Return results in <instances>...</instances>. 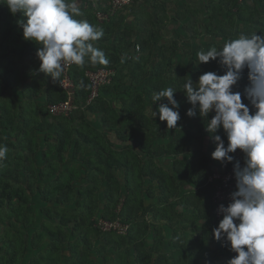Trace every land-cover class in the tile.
I'll use <instances>...</instances> for the list:
<instances>
[{
  "label": "trees",
  "instance_id": "trees-1",
  "mask_svg": "<svg viewBox=\"0 0 264 264\" xmlns=\"http://www.w3.org/2000/svg\"><path fill=\"white\" fill-rule=\"evenodd\" d=\"M81 5L84 6L83 1ZM244 5V0H212L206 5V9L211 19H216L224 13L223 8L227 7L239 20L250 23L252 13L245 15L240 11ZM261 7L264 12V4ZM85 8L88 21L104 30V36L98 40L96 47L104 51L109 63L106 66L92 65L86 59L83 67L75 66L70 69L69 74L75 85L73 103L76 107L69 114L53 115L49 112L50 104L67 98L59 83L53 84L50 77L49 83L44 78L35 80L34 89L25 90L24 95L29 101L18 105L17 102L11 105L5 100L0 103V144L8 148L4 161L0 163V264H59L63 262L61 247L64 244L70 252L66 264H80L82 254L88 260V251L93 243L89 235L91 231L97 238L105 240L108 246L128 242L130 234L136 229V222L142 221L146 226L149 223L145 218L146 214H158L159 203L169 202L171 197L174 198L177 190L176 174L183 176L180 181L182 184L193 179L198 190L208 189L213 211V183L208 178L213 171L224 170L231 165H222L211 158L215 143L205 131L202 118L199 115L194 118L186 115L192 106L182 91V85L187 79L186 69L182 63L173 64L177 55L176 43L172 42L164 51L158 52L155 62L150 61L156 35L153 18L143 24L144 37L132 40L131 28L119 29L124 10L108 21L100 22L91 4ZM0 9L1 20H6V23L0 20V82L16 88L13 63L23 55L25 47L12 43L16 37L5 38L7 34L14 35L9 24L15 17L11 16L7 6L0 4ZM183 14L184 11L176 12L173 20L180 19ZM2 26L8 27L5 29L6 33ZM246 26L245 24V28ZM222 33L226 37L225 32ZM137 45L140 51L149 52L145 59L135 58L130 54L131 51L136 52ZM27 47L25 52L32 59L31 56L36 51ZM191 56L198 63L197 53L193 52ZM33 65L34 63H28V70L31 71ZM197 65L202 68L203 73L224 74V69L218 63ZM98 68L112 69L113 74L108 83L99 87L97 96L88 102L90 83L85 71ZM242 77L244 82L238 90L241 93L249 83L247 69ZM40 85L46 86L41 93L38 92ZM167 87L177 89L174 98L179 102L181 116L177 129H168L166 121H160L158 115L156 119H152L147 113L146 106L152 105L153 92ZM38 93L43 96L42 102L35 99L41 96ZM242 102L248 103L243 95ZM160 103H167L166 98L153 106ZM249 107L253 111L250 105ZM212 115L214 113H210L209 119ZM95 116L97 124H100L99 128L92 124ZM189 123L193 125L190 126ZM217 134L227 144L223 130ZM111 135L120 143L117 145L119 148H114L116 143L111 140ZM154 136L169 137L170 141L153 147ZM205 141H208L207 144ZM70 146H73L69 151L71 156L79 155L82 170L66 167L64 164L63 153ZM85 146L93 151V156L84 153ZM145 153L150 157L147 158ZM236 153L243 156L239 149ZM155 154L173 157L171 173L155 165ZM184 154V157H179ZM24 160L32 162V166L25 164ZM134 168H137L139 179L146 178L157 183L156 195H152L150 187L141 189V181L137 186L139 191L136 187L129 186ZM119 171L123 172L121 179L116 174ZM82 179H86L88 183L81 184ZM99 185L103 189L97 199ZM122 189L126 190L123 200ZM143 192L147 198H154L151 203H145L144 195L141 196ZM32 196L41 201L35 210L37 215L30 207ZM190 199V196L184 195L183 204L186 205ZM99 218H119L128 223L130 228L124 235L103 232L96 225ZM214 227L215 221L212 228ZM174 237L181 238L177 234ZM205 237L206 235L197 237L186 248H179L178 245L176 264L189 257L190 261L182 264H220L219 256H234L235 253L214 239L215 248L206 251L199 259L197 254L202 250ZM137 246L141 248L136 249L135 264H162L160 261L163 259L166 260L163 264H170L164 253H158L157 259L153 260L142 249V239ZM81 247L83 251L80 250ZM29 248L36 254L28 256L31 253Z\"/></svg>",
  "mask_w": 264,
  "mask_h": 264
},
{
  "label": "clouds",
  "instance_id": "clouds-1",
  "mask_svg": "<svg viewBox=\"0 0 264 264\" xmlns=\"http://www.w3.org/2000/svg\"><path fill=\"white\" fill-rule=\"evenodd\" d=\"M81 3L0 0L13 16L20 13L25 18L18 22L23 38L41 45L36 51L38 71L49 76L53 84L59 83L66 66L83 67L86 59L92 65L109 63L104 51L93 43L104 36L103 28L76 19L84 15ZM197 59V64L217 61L224 74L204 72L195 82L188 76L182 91L192 107L186 115L202 118L205 131L215 143L212 159L222 165L234 162L236 190L227 206L219 205L218 213L223 218L212 235L236 254L226 264H264V33H242L219 49L212 46L198 51ZM245 69L249 83L242 93L234 91ZM176 90L167 87L151 96L152 105L166 98L167 103L158 104L155 111L151 105L150 112L152 119L158 115L160 121H166L168 129H177L181 119L180 105L174 98ZM242 95L247 104L242 102ZM210 113H214L211 119ZM221 129L227 144L217 134ZM238 149L243 154V166L233 155ZM7 152L8 148L0 144V163Z\"/></svg>",
  "mask_w": 264,
  "mask_h": 264
},
{
  "label": "crops",
  "instance_id": "crops-1",
  "mask_svg": "<svg viewBox=\"0 0 264 264\" xmlns=\"http://www.w3.org/2000/svg\"><path fill=\"white\" fill-rule=\"evenodd\" d=\"M80 7L82 12L84 13V15L81 16L82 19L88 21L87 14L85 15L86 8L82 5H80ZM11 16L15 17V20H13L11 24H9L10 25L9 28L11 29V31H14L12 32L14 35L7 34L5 38L6 37L10 38V36L16 37L14 41H12V43H16V45H19L21 47L24 46L25 50H27L28 48L27 46H30L34 48L35 51H37L39 45H36L31 41H26L23 38L22 28L19 26L18 22L25 18L20 13H17L15 16L11 14ZM1 22L6 23V20L5 21L1 20ZM5 29H8V27L2 26V30L5 31ZM93 43L94 46H96L98 44V41ZM25 50H24L25 54L23 53V55L19 56L18 60L15 63H13V67L15 68L16 71L15 73L16 83H17L16 88L7 85L4 82H0V103L3 100H5L8 101L9 104L11 105H13L14 102L15 103L17 102L18 105L20 102H25L26 100L29 101L27 97L24 95V92L26 89H34V87L36 86L35 80L44 78L47 80V83L50 82V80L48 79L49 76H45L44 73L38 71L40 61L38 60L36 54L34 55L32 54L31 56L32 59H31L26 54ZM28 63H32V64L34 63L31 71L28 70L27 68ZM27 79H29V81H27ZM45 87L46 86L40 85V87H38V92L40 91L41 93ZM35 99L39 102H42L43 96L41 95L39 98L36 97ZM89 118H91V116H89ZM92 124L96 125L97 128L100 127V124H97L96 116L95 118L93 117ZM111 140L116 143V146L114 148H119L117 145H120V143L113 135H111ZM169 141H170L169 137L154 136V140L152 141V146L156 147L159 145H165ZM207 142L208 141H205L206 144ZM70 148L71 146L68 147L67 150L63 153V157L66 156L67 153L68 156L72 157L71 160L69 159L70 163L67 164L66 167H71V168L73 167L82 170V168L80 167L81 164L79 163V159H78L79 155L71 156V153L69 152ZM83 151L85 154L89 156L94 155L93 151L87 146L83 147ZM145 155L147 158L150 157L149 154L145 153ZM185 155L186 154L181 155L179 157L182 158ZM145 159L146 158H144V160ZM165 160L170 161V165L168 168H166ZM153 162L155 163L156 166L161 167L164 171L171 173L170 171L173 163L172 156H163L161 154L160 155L157 154L153 158ZM116 174L118 175L119 179L123 177L122 171H119L118 173L116 172ZM131 175H132L131 182L129 185L130 187L137 188L139 182L141 181L143 183L141 189L150 187L151 189L150 192L152 193V195L154 193L155 195L158 193L156 189L157 183H153L146 178H143L141 180L137 177V168H134ZM176 179H177L176 181L177 190L175 191L174 198L171 197L169 202L163 201L159 203L158 214L157 213L153 214L151 212H148L145 218L149 220V223L146 226L143 225L144 223L142 221L136 222L135 225L136 229H134L133 232L130 234L129 239L127 238L128 242L122 244L118 243V244H113V246H108L106 241L103 240L101 237L97 238L93 231L89 232V235L93 240L92 248L88 251V260L84 259L82 254V260L80 264H125V261L127 262V264H135L136 256H137L136 249L141 248L137 246V243H139L141 239L143 241L142 249L147 253H149L153 260L157 259L158 253H164L165 258L168 259L170 264L177 263L175 260L176 252L178 251L177 246L179 245L178 246L179 248H183V247L186 248L187 245L194 242L197 239V237L200 236L202 237L203 235H206L205 239L203 240L202 250L197 254L198 255L197 257L199 259H201L202 255L206 253V251L214 249L215 241L214 238L211 237L214 220H213L212 206L210 203V194L208 192V189L201 188L200 190H198L195 187L193 179H188L187 182L184 184L180 183V181L183 180V176L181 174H176ZM121 191H122L121 199L123 200L124 194L126 195V190L124 191V189H122ZM137 191H139V188H137ZM143 195L144 192L141 194V196ZM184 195L190 196L191 198L186 203V205L183 204V200H182ZM144 199H145V203L149 204L151 203V201H153L154 198H147L144 195ZM174 234L179 235L181 238L180 239L175 238ZM194 235L196 238L194 237ZM61 249L63 254V262L59 264H66V262L68 263L69 261L67 259L70 253L68 246L64 244L62 245ZM80 250L83 251V247H81ZM32 253L34 255L36 254V252H32ZM32 253H29L27 255L31 256L33 255ZM189 258H186V261L184 260V262L190 261ZM160 262L163 264V262H166V260L163 259ZM184 262L178 261L179 264H182ZM153 263L154 262H151L150 264Z\"/></svg>",
  "mask_w": 264,
  "mask_h": 264
},
{
  "label": "rangeland",
  "instance_id": "rangeland-1",
  "mask_svg": "<svg viewBox=\"0 0 264 264\" xmlns=\"http://www.w3.org/2000/svg\"><path fill=\"white\" fill-rule=\"evenodd\" d=\"M210 1L212 0H134L133 4L125 8L121 13L122 19L119 23V29H123L124 27L131 28L130 34L132 40H139L145 35L143 33V24H147V22L151 20L149 18L152 17L156 35L153 43V56L150 57V61L155 62L156 54L160 51H164V48L168 47L170 43L172 44V42H175L177 55L173 64L182 63L186 69L185 76H187V78L191 76L192 80L195 82L198 80V77L203 74V70L197 65V62L193 60L191 56L193 52L197 53L200 50L207 51L212 46L219 49L229 40L238 38L242 33L245 35H250L253 32H257L258 34L264 33V25H262V23H264V12L261 7V5L264 4V0H244L246 5L242 6L240 11L245 15L252 13L251 22L253 24L251 22L246 23L239 20L238 16L228 11L227 7L223 8V14L216 19H211L208 14V9H206V5ZM240 2H243V0ZM178 11H184L183 16L180 19L173 20V17ZM244 23L247 25V28H245ZM256 24L258 27H256ZM222 31L225 32L224 35H226V37H223ZM216 33H220V35ZM131 50H133V48ZM131 52L130 54L135 56V58L143 59L149 54L148 51H140V49L139 51H134L135 53ZM214 62L218 63L217 61H210L207 64ZM243 78L244 77L234 86V91L240 89L244 82ZM27 81H29V79H27ZM157 106L158 105H152L154 111L157 109ZM146 108L148 115L151 116V105H147ZM188 125L191 126L193 123H189ZM71 158L72 157L68 156L67 153L66 156L63 157L64 164H69ZM24 162L32 166V162L28 160H24ZM165 163L166 168H168L170 161L165 160ZM87 183L88 181L86 179L81 180V184ZM81 187H84V185ZM102 189V186L99 185L96 195L97 199L101 196ZM40 203L41 201L39 199L33 197L30 207L35 211ZM119 207L120 204L118 208ZM35 213L37 215V211H35ZM40 220L41 219H38V221ZM29 249L32 253V249ZM230 258H232V256L225 254L219 256L218 261H220V264H226V261Z\"/></svg>",
  "mask_w": 264,
  "mask_h": 264
},
{
  "label": "built area",
  "instance_id": "built-area-1",
  "mask_svg": "<svg viewBox=\"0 0 264 264\" xmlns=\"http://www.w3.org/2000/svg\"><path fill=\"white\" fill-rule=\"evenodd\" d=\"M85 6L91 4L95 8V15L98 21H108L113 15L119 14L126 7L133 4L134 0H82ZM242 1V0H239ZM100 7L107 8L106 11L101 10ZM136 51L139 50V46H136ZM76 65H69L65 67V71L59 81V86L65 91L67 98L63 101L50 104L48 106L49 112L52 114H69L76 105L73 103L75 85L69 74L72 67ZM113 70L109 68H98L96 70L87 69L85 76L90 83V94L88 102H90L98 94V89L101 85L110 81ZM235 159L241 162L243 166V156L239 153L234 154ZM233 163L224 170H216L209 176V181L213 183V191L211 194V202L213 204V214L215 227L218 226L219 221L223 218L218 213V207L220 204H227L230 202V194L235 191V178L233 173ZM96 225L103 232H114L124 235L128 232L130 225L123 222L119 218L108 220L99 218Z\"/></svg>",
  "mask_w": 264,
  "mask_h": 264
}]
</instances>
